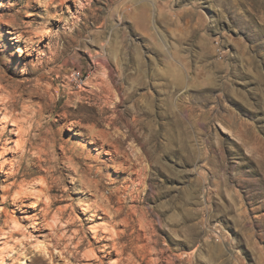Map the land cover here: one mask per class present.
<instances>
[{"label":"rangeland","instance_id":"1","mask_svg":"<svg viewBox=\"0 0 264 264\" xmlns=\"http://www.w3.org/2000/svg\"><path fill=\"white\" fill-rule=\"evenodd\" d=\"M61 2L0 0V264H264V0Z\"/></svg>","mask_w":264,"mask_h":264},{"label":"bare ground","instance_id":"2","mask_svg":"<svg viewBox=\"0 0 264 264\" xmlns=\"http://www.w3.org/2000/svg\"><path fill=\"white\" fill-rule=\"evenodd\" d=\"M64 0H62V2H63ZM61 2V3H62ZM8 116V115H7ZM7 116H5V117H7ZM7 119V118H6ZM18 124V123H17ZM20 126V125H19ZM22 126V125H21ZM18 128L16 127V130H17ZM17 132L20 134V133H22L23 134V132H21L19 129L17 130ZM12 133V132H11ZM17 133V134H18ZM18 134V135H19ZM21 136V135H20ZM23 137V136H22ZM18 143V142H17ZM15 145V144H14ZM20 145V144H19ZM15 147H17L16 145H15ZM15 147H14V149H15ZM19 148V147H18ZM14 151V150H13ZM23 154V153H22ZM21 154V155H22ZM134 159V158H133ZM130 160V159H129ZM136 160V159H135ZM131 163L132 162H134V161H130ZM130 163V164H131ZM133 164V163H132ZM133 165H135V164H133ZM19 166V165H18ZM130 166V165H129ZM125 167V166H124ZM15 168V167H14ZM126 168V167H125ZM130 168H132L133 169V166H130ZM129 168V169H130ZM128 169V168H127ZM14 170V169H13ZM137 172V171H136ZM123 189H125V186H124V188ZM19 193V192H18ZM22 193V192H21ZM20 194V193H19ZM16 196V195H15ZM19 197V196H18ZM3 198V197H2ZM53 203V202H52ZM45 204V203H44ZM47 204V203H46ZM50 204V203H49ZM48 204V205H49ZM46 207H47V205H46ZM102 211H103V209H102ZM110 211H112V215H108L107 214V212H110ZM122 208H116V209H113V208H111V207H109V208H107V209H105V211H104V213H105V217H107V218H109V220L112 222V223H114V222H116V219L118 218L119 219V216H121V214H122ZM45 218H46V216H45ZM44 220V219H43ZM105 220V219H104ZM122 221H124V220H121V222ZM108 223V222H107ZM34 224H36V223H34ZM110 224V223H109ZM117 224V226L119 225L118 224V222L116 223ZM121 224H123V222L121 223ZM126 224L128 225V223L126 222ZM51 225H53L52 223H51ZM50 225V226H51ZM106 225V224H105ZM114 224H112V226H113ZM127 225H125V223H124V227H128ZM110 226V225H109ZM112 226H110V228H112ZM114 226H116V225H114ZM106 227V226H105ZM102 230H104V229H102ZM116 230V229H115ZM95 231H98V230H95ZM101 232V231H100ZM103 232H105V235H106V233H108L109 235H110V238H106L105 239V237H103L102 238V240H104V241H110V242H112V245H111V247H113V249H114V251L115 250H119V248H116V244H117V240H120L121 238H122V235L124 234L123 232H122V230L121 231H119V232H121V233H123L122 235H121V233H118V231L116 232V231H113L112 229H107V231L106 230H104ZM103 232H102V234H103ZM125 232V231H124ZM100 234V233H99ZM101 234V235H102ZM98 235V234H97ZM96 235V237H98L99 238V236H97ZM93 237H94V235H93ZM95 238V237H94ZM101 238V237H100ZM96 239V238H95ZM95 242V241H94ZM98 242V241H97ZM96 243V242H95ZM121 243V242H120ZM41 244V243H40ZM40 246V245H39ZM47 246V245H46ZM104 246H107V245H104ZM103 246V247H104ZM118 246V245H117ZM108 247V246H107ZM121 247V246H120ZM50 248V247H49ZM49 248L48 247H41L40 249L41 250H43V251H45V252H47L48 254L50 253V251H49ZM94 249V248H93ZM92 251V250H91ZM91 251H89V255L88 256H93L94 257V253L95 252H91ZM95 251V250H94ZM122 251H124V249H122ZM121 250H119V252H120V254L122 255V252ZM117 253H118V251H117ZM116 253V254H117ZM108 254H109V252H108ZM120 254H118V255H120ZM120 255V256H121ZM49 256H50V254H49ZM92 258V257H91ZM114 262V261H113Z\"/></svg>","mask_w":264,"mask_h":264}]
</instances>
